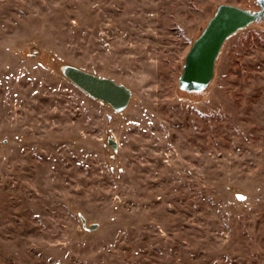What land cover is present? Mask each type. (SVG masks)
<instances>
[{
	"label": "rangeland",
	"instance_id": "rangeland-1",
	"mask_svg": "<svg viewBox=\"0 0 264 264\" xmlns=\"http://www.w3.org/2000/svg\"><path fill=\"white\" fill-rule=\"evenodd\" d=\"M254 1L0 0V264H264V24L178 88L216 7ZM59 63L138 101L117 114Z\"/></svg>",
	"mask_w": 264,
	"mask_h": 264
},
{
	"label": "water",
	"instance_id": "water-1",
	"mask_svg": "<svg viewBox=\"0 0 264 264\" xmlns=\"http://www.w3.org/2000/svg\"><path fill=\"white\" fill-rule=\"evenodd\" d=\"M255 10L245 9L232 4H219L212 17L208 20L200 34L189 48L182 72L178 77V88L185 92H202L207 89L215 75V65L218 55L229 37L240 29L253 23L264 24V0H255ZM59 73L86 93L90 98L109 106L115 113H123L131 103L138 98L123 83H119L110 77L98 75L70 63H60ZM111 120V116H107ZM7 139L2 141L6 144ZM105 145L112 150L111 158L118 155L119 144L111 132L107 133ZM122 169L118 168L120 176ZM238 200H245L247 196L236 193ZM82 229L86 233L98 231V222H87L78 214Z\"/></svg>",
	"mask_w": 264,
	"mask_h": 264
},
{
	"label": "trees",
	"instance_id": "trees-1",
	"mask_svg": "<svg viewBox=\"0 0 264 264\" xmlns=\"http://www.w3.org/2000/svg\"><path fill=\"white\" fill-rule=\"evenodd\" d=\"M60 64V63H59ZM58 64V65H59ZM58 65H57V68H58ZM59 73V72H58ZM59 75L61 76V77H63L60 73H59ZM64 78V77H63ZM66 79V78H65ZM203 92V91H202ZM202 92H198V93H202ZM187 93H192V94H198V93H195V92H187ZM100 103V102H99ZM101 105H105V104H103V103H100ZM78 214H80V213H78Z\"/></svg>",
	"mask_w": 264,
	"mask_h": 264
},
{
	"label": "flooded vegetation",
	"instance_id": "flooded-vegetation-1",
	"mask_svg": "<svg viewBox=\"0 0 264 264\" xmlns=\"http://www.w3.org/2000/svg\"><path fill=\"white\" fill-rule=\"evenodd\" d=\"M256 7V6H255ZM257 8V7H256ZM258 9V8H257Z\"/></svg>",
	"mask_w": 264,
	"mask_h": 264
}]
</instances>
